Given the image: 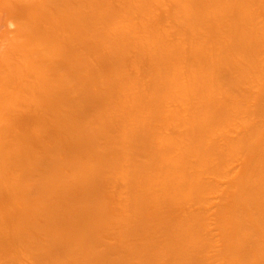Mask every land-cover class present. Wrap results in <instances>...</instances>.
<instances>
[{"label": "bare ground", "instance_id": "bare-ground-1", "mask_svg": "<svg viewBox=\"0 0 264 264\" xmlns=\"http://www.w3.org/2000/svg\"><path fill=\"white\" fill-rule=\"evenodd\" d=\"M22 1L25 3L24 0ZM22 1L15 0L12 3L11 0L10 2L7 0L3 4L8 3V13L12 9V12L7 14V18L14 20L16 17L15 21L18 23L20 20L19 24L21 22L20 28L16 29L17 34L14 33L17 37L14 35L10 37L8 32L1 31L2 37L5 36L3 42L0 36V44L3 45L6 39L8 41L6 47L1 48L0 45V50L2 49L0 72L3 74L0 73V199L7 198H5L6 201L5 199L0 201V264H22L29 258H31L30 261L32 260L31 264H224V261H226L225 264H264V93L262 94V88L264 90L262 78L264 76V55L262 57L264 23L261 21L264 17L260 18L261 27L260 24H256L259 23L256 22L259 15H264V0H168V3H166L167 0H163L168 5V10L167 5L162 4L160 0H116L118 4L116 1L113 3L114 0H41L42 3L40 0L36 3L37 0H35L38 6L36 4L34 6L32 0V7L41 9L35 12L29 5L31 0H28L25 5L28 9L30 7V10H27L29 13L28 16L26 15V21L25 17L21 19L24 13H21V16L18 15V12L25 8L23 4L24 7L22 6L19 10ZM84 3L86 6V3L89 4L87 10ZM46 4L50 7H46ZM113 4L116 7L113 8ZM160 4L162 6L159 8ZM6 7L3 6L2 9ZM88 8L91 10L89 11ZM162 8L163 11H159ZM2 9L1 11L5 10ZM54 10H57L55 13L58 16L61 15L59 18L54 15ZM164 11H167V14ZM22 12L27 14L25 9ZM163 14L164 22L161 17ZM41 15L44 18L38 19ZM136 15L139 16V21ZM166 15L172 18L169 20ZM159 16L161 18H158ZM125 18L128 22L129 19L131 21L128 23ZM174 19L176 29L172 26ZM114 20L118 23L122 21L121 24L126 27L125 29H128L126 24H133L136 28L133 25L130 28L129 25L130 30L125 31L119 24L117 31L118 24L115 25ZM168 20L170 21L166 25L168 31L172 26L176 34L173 29V32L171 30L167 33L168 31H164L166 28L160 26V24L165 26L163 23ZM124 21L127 23L125 24ZM158 21L159 24H154ZM1 22L0 20V24ZM4 22L1 25H4ZM24 23H30L26 25V28L30 26L28 29L30 36H27L26 28H23ZM110 26L112 28L114 26L113 33ZM65 27L70 29L69 33ZM63 28L64 31L59 33ZM131 30L136 33L133 34ZM64 32L66 37H73L69 39L71 43L74 40L73 45L69 43L66 45L68 38L63 35ZM126 32L129 35H126ZM170 32L174 37L171 35V40L166 36L170 35ZM177 35L183 37L180 38ZM20 36L23 37L22 40ZM186 36L189 37L187 38L188 41L190 39V44L188 41H183V39L187 40ZM85 37L91 40L85 43L84 40H87ZM176 37L180 39H178L179 43L178 41L177 44L174 43V46L172 38L175 42ZM18 38L21 41H17ZM30 38L32 40L29 41ZM82 40L83 47L84 44L91 45V42H95L93 46L91 45L95 51L88 47V51H93L89 53L95 56L94 60L96 59L95 63L92 61L93 68L87 57L81 55V51L79 52L81 47H77ZM169 40L173 46L169 45ZM15 41L16 46H14ZM19 42L21 46L17 47ZM96 42L98 46L102 45L104 50L100 46L99 49ZM125 42L128 46H125ZM183 42L187 43L185 47ZM37 45H43L47 50L44 51V47L40 46L43 52L40 47L39 50H41L38 52ZM191 45L192 48L188 49ZM14 47L17 52L15 56H19V59L14 58ZM106 47L108 49L111 47L113 57L110 56V50L105 51ZM130 47L135 49L131 50ZM136 49L138 54L137 51H133ZM187 50L190 52L187 53ZM102 51H105V54ZM123 51H126V54ZM21 52L23 55H29V59L28 55H26L27 58L25 57L27 63ZM6 53L9 56L12 53L13 59ZM32 53L37 61L36 66H32L28 61L31 58L35 62ZM142 56L146 57H143L144 60L141 61L139 57ZM256 57L259 61H256ZM101 58L103 60L105 58V61L103 62ZM137 59L141 62L136 63ZM61 61L64 62L61 63ZM99 61L100 63H97ZM145 61H148L147 64ZM230 61L233 62L232 65ZM134 65L136 68L137 65L140 67L137 70L142 68V72L135 74L137 70L133 67ZM153 65L154 67L150 68ZM102 66L104 70L106 68L104 74ZM143 67H149L151 70L149 71V68L144 70ZM95 68L93 77L90 78V72H88L89 79L82 78L80 75L83 71L95 70ZM132 68L135 69H133L134 72L131 71ZM123 69L127 70L124 74L127 76L123 75L125 73ZM49 72L53 74L47 81H51L52 84L45 82ZM144 73H147L148 78ZM143 75L147 80L144 83ZM7 76L8 78L4 79ZM56 76L60 78L57 79ZM53 77L55 83L52 82ZM72 77H77L76 82H71ZM14 78L17 79V81L14 80L15 83ZM27 78L30 80L28 81ZM43 81L47 87L43 86ZM81 83L84 86H79ZM96 84H99L101 91L94 89L93 85ZM87 86V93L85 91L81 94L79 91H84L83 88ZM76 87L80 93L79 96L81 95L78 98H76L78 95ZM226 87L234 88L233 93H224L227 91ZM23 91H25L24 94ZM69 93L75 94L71 96ZM221 93L224 94L221 95ZM50 96L54 98L49 99ZM252 96L255 101L251 100ZM260 97H263V102ZM245 99L248 103L253 102L254 105L251 106L253 103H249L250 106L245 104ZM174 100H177L176 105L178 104L179 108L173 105ZM83 103H86V109ZM168 103H172L169 105L172 107L169 108ZM70 104L71 106L73 104L71 109L68 108ZM180 104L186 107H180ZM49 105L54 109H49ZM19 106L25 107V111H19L17 109ZM44 108L45 114L42 110ZM171 108L177 109L171 110ZM36 111L43 114L36 115ZM60 114H62L61 117L64 115L65 119L63 117L61 120ZM88 114L94 117L90 119L87 117ZM57 117L60 118L55 122L58 126H53L55 129H48L46 125L48 123L44 122L56 120ZM253 117H257L259 121L249 120ZM81 118L84 121H81ZM130 120L135 122L131 124ZM237 120L241 121L239 125L236 124L237 127L242 124L245 126L249 121L258 122V125L253 126L255 122L248 124V127L242 125L238 129L243 132L239 137L240 132L237 133V128L229 130L230 127L227 125L232 123L234 127ZM18 122H21L19 126ZM22 122L28 123L32 132ZM178 122L186 123L187 130L185 124L180 127ZM59 123L60 126L62 124L61 129ZM134 123L138 124L137 127ZM174 124L182 131L185 127V134L181 130H176ZM226 125L229 132L224 131ZM42 126H46V129L44 127L42 129ZM242 128L247 131L244 132ZM59 129L62 130V134L65 130V136L60 133L61 131L57 132ZM168 130L173 131L166 135ZM49 131L51 133L53 131L52 135ZM230 132L236 133L238 137H235L234 133L232 136ZM218 133L217 138L215 135ZM55 134L62 135L61 138L63 136L64 138L58 141V136L56 137ZM43 135L49 137L51 141L56 137L54 143L52 142L53 146L51 141L50 145L46 144ZM74 135L78 141H75ZM64 139V142H60ZM40 142L43 146L45 144V147H49H46L47 151H50L51 147V151L44 153L45 147H41ZM78 142L82 143L79 144V149L75 148ZM27 144H30V147ZM100 146L105 147L101 149ZM64 147L67 148L65 151H69L66 155L63 151ZM39 148L44 151L41 150L42 154L44 153L43 157H39L42 156ZM75 150L79 152V157L75 156L78 154ZM59 154L61 156L63 154V157L58 156ZM135 154L139 155L136 157ZM64 155L67 158L65 160ZM175 155L178 158L175 159ZM236 163H240L241 166L238 164L240 168L236 167ZM233 169H237L236 172ZM67 170L69 171L67 173H70L69 178L64 173ZM47 172L51 174L50 177L45 174ZM121 182L131 193L123 190L131 195L130 199L127 197L129 199L127 201L121 198L119 200L120 196H124V192L120 191L123 194L118 196L116 191L117 199L113 194L114 190H118L119 186L116 189V185ZM123 184H120L121 187ZM105 186L106 188L113 186L114 190L112 187L110 190L106 189ZM121 187L119 190L124 189ZM102 188H104L103 191ZM108 190L113 192L107 195ZM113 196L115 201L118 200L117 202L114 201ZM3 202L8 203L7 206H4ZM18 202L22 204L25 202L23 206L25 208L14 210L15 207L18 208L20 204ZM16 203H18L17 206ZM43 204L47 205V208L41 207ZM211 204L215 207L213 211L210 210ZM75 205L77 206L75 209L80 208V210H74ZM10 206L14 207L11 208L12 211ZM204 209H208L207 213ZM76 214L79 217L75 216ZM210 215L215 220H212L214 224H211L213 222L209 219ZM82 216L83 219H81ZM6 217L7 220L10 219L9 223H6ZM89 224L92 227H101L91 230ZM84 225L90 226L89 231ZM80 226L85 228L82 229ZM211 228L217 229L218 232L211 230L210 233L208 229ZM81 230L84 231L81 232ZM105 231L110 236L104 235ZM214 232L217 235L220 234L218 236L221 238L218 237V241L219 243V239L223 241L221 246L218 242L216 243L217 238L214 239L216 234H212ZM96 233L103 235L102 242L101 237H98L101 235ZM112 234L115 235V242L117 241L118 245L106 240ZM104 236L108 244L103 243ZM134 238H137L138 243ZM132 243H135V246ZM121 250L126 252L125 257L122 254L123 257L115 255L116 252L121 253ZM3 253H5L4 256L8 255L9 259L6 256V260ZM222 258L224 261L220 260Z\"/></svg>", "mask_w": 264, "mask_h": 264}, {"label": "rangeland", "instance_id": "rangeland-1", "mask_svg": "<svg viewBox=\"0 0 264 264\" xmlns=\"http://www.w3.org/2000/svg\"><path fill=\"white\" fill-rule=\"evenodd\" d=\"M13 1L15 2V0H11L12 3H13ZM20 1H22V0H20ZM24 1H25V3H26L28 0H24ZM38 1H39V0H37L36 3H37ZM40 1H41V0H40ZM115 1H116V0H114V1H112V2L114 3ZM121 1H122V0H121ZM160 1H162V2H161L162 4H165V2H164L165 0H164V1H163V0H160ZM1 2H3V3L0 4V6H1L0 11H1V9H2L3 6L6 7V5L8 4V3H6V5H3L5 2H7V0H3V1L1 0ZM1 2H0V3H1ZM9 2H10V0H9ZM31 2H32V0H31L30 3H29V5H30L31 7H32L34 4H36V3H35V0H33V2H34L33 5L31 4ZM44 2H45V1H44ZM16 3H17V2H16ZM25 3H23V1H22L21 5H19L20 8H19V6H18V3H17L16 5L18 6L19 10H21V9H22L21 7H22L23 4H24L25 8H23L22 11H24V9H25V11H26L27 14H25V12H22V11H21V12H20V11L18 12V11H16L17 9L15 10V12H18V15H19V16L22 15L21 13H24L23 16H21V19L23 20L24 17H25V21H26V15L28 16V13H29L27 10H30V7H29V9H28V7H26ZM41 3H42V1H41ZM41 3H40V4H41ZM49 3H50V2H49ZM110 3H111V2H110ZM166 3H168V0L166 1ZM169 3H170V2H169ZM14 4H15V3H14ZM27 4H28V3H27ZM38 4H39V3H38ZM86 4H87V6L85 5V3H84V6H86V10H87V7H88L89 4H88V3H86ZM108 4H109V3H108ZM108 4H107V5H108ZM116 4H118L117 1H116ZM162 4L159 5V8H160V6H162ZM11 5H12V4H10V7L12 8ZM16 5H15V6H16ZM29 5H28V6H29ZM36 5H37V4H36ZM36 5H34V6H36ZM90 5L92 6V4H90ZM113 5H114V4H113ZM155 5H156V3H155ZM165 5H167V4H165ZM170 5H171V4H170ZM7 6H8V8L6 7V9L3 8V9H5V10H3V9H2V10H3V11H7V10L9 9V5H7ZM17 6H16V8H17ZM24 6H23V7H24ZM37 6H38V5H37ZM91 6H89V7H91ZM46 7H50V5H47V4H46ZM46 7H44V8H46ZM114 7H116V6L114 5L113 8H114ZM154 7H155V6H154ZM156 7L158 8V4H157ZM163 7H164V5H163ZM255 7H256V5H255ZM13 8H14V6H13ZM26 8H27V9H26ZM32 8H33L34 10H33ZM32 8H31V9H32L34 12H35L36 10H37V11L41 10V9L38 10L36 7H35V8L32 7ZM39 8H40V7H39ZM62 8H63V7H62ZM62 8H61V9H62ZM103 8H104V7H103ZM157 8H155V9H157ZM168 8H169V7H168V5H167V10H168ZM256 8H258V6H257ZM56 9H57V8H56ZM73 9H74V7H73ZM73 9H72V10H73ZM84 9H85V8H84ZM92 9H94L93 6H92ZM106 9H107V8H106ZM171 9H172V8H170V10H171ZM32 10H31V12H32ZM42 10H43V9H42ZM58 10H59V9H58ZM66 10H67V6H66ZM68 10H69V9H68ZM88 10L90 11L91 9L88 8ZM160 10L163 11V8H162V9H159V11H160ZM170 10H169V11H170ZM3 11L0 12V15H1L0 20H1L2 22H4V20H5L4 25H1V24H3L2 22H1V24H0V36H1V38H2V39L5 38V36L2 37V35H3L2 32H5V31L9 33V36H10V37H11V35H14L15 37H17L15 34H17L18 31L16 32V29H17V28L19 27V25L21 24V22H20V24H19V21H20V20H18V23H17V21H15V20H16V17H14V20L11 19V18H9V19L7 18V17H8L7 14H10V12H12V9H11V11H10L9 13H8V11H7V13H6V12L3 13ZM44 11H45V10H44ZM56 11H57V10H56ZM56 11L54 10V15H57V18H59L61 15L58 16V14L55 13ZM63 11H64V9H63ZM70 11H71V9H70ZM82 11H83V9H82ZM89 11H88V12H89ZM154 11H155V10H154ZM156 11H157V10H156ZM58 12H61V11H58ZM66 12H67V11H66ZM100 12H101V10H100ZM152 12H153V11H152ZM152 12H151V13H152ZM164 12L167 14V11H164ZM19 13H20V14H19ZM44 13H45V12H44ZM72 13H73V12H72ZM72 13H71V15H72ZM155 13H156V12H155ZM157 13H158V12H157ZM42 14H43V13H42ZM51 14H52V17H53V13H51ZM59 14H60V13H59ZM61 14H63V12H62ZM64 14H66V13H64ZM160 14H161V13H160ZM6 15H7V16H6ZM49 15H50V13H49ZM73 15H74V13H73ZM151 15H152V14H151ZM171 15H172V14H171ZM19 16H18V18H19ZM119 16H120V15H119ZM119 16H118V17H119ZM136 16H138V15H136ZM153 16H154V15H153ZM153 16H150V17H153ZM163 16H164V14L161 15L162 19H163ZM166 16H167V15H166ZM168 16H169V15H168ZM168 16H167V17H168ZM10 17H11V16H10ZM41 17L44 18V16L41 15L38 19H41ZM69 17H70V14H69ZM121 17H123L122 14H121ZM155 17H156V15H155ZM161 17L159 16L158 18H161ZM164 17H165V16H164ZM261 17H264V15H259V19L257 18L258 21H256V22H259V23H256V22H255V23L258 24V25L260 24V27H261V23H260V18H261ZM43 18H42V19H43ZM54 18H55V17H54ZM135 18H136V17H135ZM140 18H141V17H140ZM148 18H149V16H148ZM153 18H154V17H153ZM158 18H157V20H158ZM168 18H169V17H168ZM170 18H172V17L170 16ZM170 18H169V20H170ZM3 19H4V20H3ZM122 19H123V18H122ZM122 19H121V20H122ZM125 19H126V18H125ZM132 19H133V18H132ZM136 19H137V18H136ZM141 19H142V18H141ZM154 19H156V18H154ZM162 19H161V20H162ZM166 19H167V18H165V20H166ZM261 19H263V20H261V21H263L262 23H264V18H261ZM27 20H28V18H27ZM29 20H31L30 17H29ZM116 20H117V17H116ZM116 20H114V22H115ZM118 20H119V22H120V19H118ZM126 20H127V19H126ZM139 20H140V19H139V16H138V21H139ZM148 20H150V18H149ZM148 20H147V21H148ZM157 20H155V21H157ZM169 20H168V22L166 21L165 23H163V22H164V19H163V22H162V23H163L165 26H162V25L160 24L161 27H163V28L165 27V28H166V29L164 30V31H166V32L168 31L166 25H167L168 23H170ZM172 20H173V19H172ZM130 21H131V20L129 19V22H130ZM134 21H135V19L133 20V24L135 23ZM175 21H176V20L174 19V22H173V23L171 22V23H172V26L176 29V27H175L176 25H174V24H175ZM28 22H29V21H28ZM28 22H27V23H28ZM127 22H128V20H127ZM127 22L124 21L125 24H126ZM129 22H128V23H129ZM121 23H122V21H121ZM121 23H118V21L115 22V25L118 24V28L115 26V27H116V30L119 29V26H120L119 24H121ZM137 23H138V22H136V24H137ZM155 23H156V24H157V23L159 24V21H158V22H154V24H155ZM160 23H161V22H160ZM29 24H30V23H29ZM29 24L24 23L25 26H23V24H22L21 27L23 26V28H24V27L26 28V27H27L26 25H29ZM133 24H131V25H133ZM138 24H140V23H138ZM112 25H113V23H112ZM126 25H128V29H125L126 27L124 26V27H125V28H124V27H123V24H121L122 29L124 28L125 31H126V30L129 31L130 28H131V25H130V24H126ZM129 25H130V28H129ZM133 26L135 27V25H133ZM160 26H159V27H160ZM168 26H171V25H168ZM172 26H171V30L173 29ZM49 27H50V26H49ZM67 27H68V26H67ZM67 27H65L66 30H68V28H69V27H68V28H67ZM110 27H111V29H112V33H113V31H115V30H114V26H113V28H112V26H110ZM161 27H160V28H161ZM6 28H7V30H4V29H6ZM19 28H20V27H19ZM25 28H24V29H25ZM29 28H30V26H29L28 28H26V30H27V36L29 35V34H28V29H29ZM51 28H52V26H51ZM132 28H133V27H132ZM135 28H136V27H135ZM163 28H162V30H163ZM168 28H169V27H168ZM24 29H23V30H24ZM175 29H173V30H174V33L176 32ZM17 30H18V29H17ZM26 30H25V32H26ZM51 30H52V29H51ZM69 30H70V29H69ZM69 30L67 31V33L70 32ZM171 30L169 29V31H171ZM173 30H172V32H173ZM1 31H2V32H1ZM9 31H11V32H9ZM20 31H21V30H20ZM43 31H45V29H43ZM62 31H64V28H63V30L59 31V33L62 32ZM117 31H118V30H117ZM120 31L123 32V30H121V29H120ZM135 31H136V29H135ZM135 31L131 30V32H134L133 34L136 33ZM169 31H168L167 33H169ZM25 32H24V34H26ZM50 32H51V31L49 30V34H51L52 32H54V30H52L51 33H50ZM172 32H170V33H171L170 35L166 33V34H167V35H166V36H167V39H168V38L170 39V36H171V35H172L171 37H173ZM1 33H2V35H1ZM14 33H15V34H14ZM44 33H45V32H44ZM110 33H111V32H110ZM114 33H115V32H114ZM128 33H129V32H128ZM5 34H6V33H5ZM45 34H47V33H45ZM61 34H62V33H61ZM115 34H116V33H115ZM175 34H176V33H175ZM63 35H65V32L63 33ZM85 35H86V34H85ZM116 35H118V34H116ZM123 35H125V34L123 33ZM126 35H129V34H127V32H126ZM126 35H125V36H126ZM130 35H131V33H130ZM168 35H169V37H168ZM7 36H8V34H7ZM22 36H23V34H22ZM24 36H25V35H24ZM29 36H30V35H29ZM37 36H38V35H37ZM44 36H45V35H44ZM177 36H178V35H177ZM179 36H180V35H179ZM179 36H178V37H179ZM181 36H182V35H181ZM181 36H180V38H181ZM10 37H9V38H10ZM18 37H19V36H18ZM38 37H39V36H38ZM45 37H46V36H45ZM63 37H64V36H63ZM65 37H66V35H65ZM71 37H72V36H70V37H69V36L66 37V38H68L67 41L64 39V41H66V45H67V43L73 45V41H74V40L72 41V43L69 42V39H70ZM82 37H83V35H82ZM98 37H99V36H97V38H98ZM100 37H101V36H100ZM182 37H183V36H182ZM187 37H188V36H186V39H187V40L183 39L184 42H185V41H186V42L188 41V38H189V37H188V38H187ZM22 38H23V37L20 36V39H21V40H22ZM25 38H26V37H25ZM27 38H28V37H27ZM72 38H73V37H72ZM173 38H174V37H173ZM173 38H172L173 44H174V43L177 44V41H178V39H180V38H177V37H176L177 40H176L175 42H174V39H173ZM184 38H185V37H184ZM259 38H261V36H259ZM11 39H12V38H11ZM20 39L18 38L17 41L20 40ZM81 39H82V38H81ZM85 39H87V38L85 37ZM99 39H100V38H99ZM12 40H13V39H12ZM21 40H20V41H21ZM30 40H32V39L30 38L29 41H30ZM89 40H91V39L88 38L87 40H84V41H85V43H86V42L89 41ZM101 40H102V38H101ZM170 40H171V39H170ZM170 40H169V41H170ZM181 40H182V39H181ZM0 41H1V39H0ZM24 41H25V43L27 42L26 40H23V42H24ZM84 41L82 40V42H81L77 47H78V48H79V46L81 47L80 50H79V52L81 51V55L83 54V55H85V56L87 57V59H88V61H89V63H90L91 68H93L92 61H94V63H95V60H96V59L94 60V57H95V56L93 57L92 54L89 53V52H93V51H95V50H93L92 47H91V45H92V44L94 45L95 42L92 40L93 43L90 41V42H91V45H90V43H89V45H88V44H87V45L84 44V47H83V42H84ZM95 41H96V40H95ZM169 41H168V42H169ZM189 41H190V39H189ZM189 41H188V43H189ZM3 42H4V39H3ZM43 42H44V41H43ZM48 42H49V41H48ZM50 42H51V41H50ZM50 42H49V43H50ZM62 42H63V40H62ZM184 42H183V45H184V47H185L187 43L184 44ZM9 43H10V41H9ZM29 43H30V42H29ZM34 43H35V42H34ZM87 43H88V42H87ZM98 43H99V42H98ZM171 43H172V42L170 41V44H169L170 46L172 45ZM178 43H179V41H178ZM190 43H191V41H190ZM190 43H189V44H190ZM7 44H8V41H7V39H6V40H5V43H3V45L0 44V45H1V48H2V47H3V48L6 47ZM15 44H16V41H15V43H14V46H16ZM60 44H61V43H60ZM64 44H65V42H64ZM125 44H126V42H125ZM19 45L21 46V43H20V42H19V44L17 45V47H18ZM31 45L33 46L32 43H30V46H31ZM47 45H49V44H47ZM85 45H86L87 47H86ZM93 45H92V46H93ZM96 45H97V42H96ZM10 46H11V44H10ZM40 46L42 47L43 45H40ZM40 46L37 45V48H36V49L39 50V47H40ZM69 46H70V45H69ZM89 46L91 47L90 50H93V51H88V50H89V49H88ZM97 46H98V45H97ZM99 46L101 47L102 45H99ZM99 46H98V48H99ZM125 46H128V44H126ZM130 46H131V45H130ZM172 46H173V45H172ZM174 46H175V44H174ZM187 46H188V45H187ZM8 47H9V45H8ZM12 47H13V45H12ZM41 47H40V48H41ZM43 47H44V46H43ZM64 47H65V46H64ZM64 47H63V48H64ZM66 47H68V46H66ZM66 47H65V48H66ZM85 47H86V48H85ZM104 47H105V46H104ZM131 47H134V46H131ZM131 47H130V49H131ZM135 47H137V46H135ZM21 48H22V47H21ZM21 48H20V51H21ZM26 48H27V47H26ZM29 48H30V47H29ZM33 48H34V46H33ZM69 48H70V47H69ZM98 48H96V50H98ZM106 48H107V47H106ZM110 48H111V47H110ZM110 48H109V49L107 48L105 51L110 50L111 55H110V54H109V55L113 57V55H112L113 52L111 51ZM189 48H192V45L189 46L188 49H189ZM18 49H19V48H18ZM41 49H42V52H43V48H41ZM41 49H40V50H41ZM45 49H46V47H44V51L47 50V49H46V50H45ZM81 49H82V50H81ZM94 49H95V46H94ZM99 49H100V48H99ZM101 49L104 50L103 47H101ZM123 49H124V46H123ZM132 49H135V48H132ZM132 49H131V50H132ZM138 49H139V48H138ZM138 49L133 50V51H135V52L137 51L136 53L138 54ZM1 50H2V49H1ZM1 50H0V51H1ZM28 50H29V49H27V53H29ZM40 50H39L38 52H40ZM62 50H64V49H62ZM65 50H66V49H65ZM68 50H69V49H68ZM125 50H128V49L125 48ZM131 50H130V51H131ZM185 50H186V48H185ZM3 51L5 52L4 49H3ZM6 51H7V53L9 54L8 50H6ZM23 51H24V49H23ZM105 51H102V52L105 54ZM133 51H131V53H133ZM219 51H221V50H219ZM219 51H218V52H219ZM14 52H15V47H14ZM30 52H31V50H30ZM123 52H124V51H123ZM125 52H126V51H125ZM125 52H124V53H125ZM188 52H190V51L187 50V53H188ZM7 53H6V55H8ZM16 53H17V52H15L13 55L15 56ZM21 53H22V52H21ZM24 53H25V52H24ZM76 53H78V51H76ZM94 53L96 54L97 52H94ZM98 53H99V52H98ZM108 53H109V51H108ZM108 53H107V54H108ZM220 53H221V52H220ZM220 53H219V54H220ZM262 53H263V52H261V54H262ZM1 54H2V53H1ZM18 54H19V52H18ZM90 54H91V55H90ZM95 54H93V55H95ZM101 54H102V53H101ZM125 54H126V53H125ZM128 54H129V53H128ZM11 55H12V53H11ZM11 55H10V56L8 55V57H11V58L13 59V56H11ZM22 55H23V53H22ZM26 55H28V54L23 55L24 58L26 57ZM32 55H33V53H32ZM35 55H36V54H35ZM63 55H64V54H63ZM63 55H62V56H63ZM66 55H67V54H66ZM78 55H80V54L78 53ZM98 55H99V54H98ZM129 55L131 56V54H129ZM132 55H133V54H132ZM263 55H264V53L262 54V57H263ZM4 56H5V54H4ZM30 56H31V54H30ZM8 57H7V59H8ZM16 57H17V55H16L14 58H16ZM37 57H38V56H37ZM72 57H73V56H72ZM90 57H92V58H90ZM96 57H97V55H96ZM99 57H100V55L98 56V58H99ZM102 57H103V56H102ZM105 57H106V56H105ZM112 57H111V60H113ZM126 57H127V56H126ZM135 57H136V55H135ZM143 57H144V56L141 57L142 59L139 57V59L142 61V60H144ZM145 57H146V56H145ZM145 57H144V58H145ZM147 57H148V56H147ZM258 57H259V56H258ZM258 57L255 58L256 61H259V60H258ZM262 57H261V58H262ZM20 58H21V55H20ZM24 58H23V60H24ZM26 58H27V57H26ZM26 58H25V62H26ZM33 58H35L34 55H33ZM63 58H65V57H63ZM98 58H97V59H98ZM106 58H107V57H106ZM129 58H130V57H129ZM131 58H133V56H131ZM137 58H138V56H137ZM150 58H151V57H150ZM150 58H149V59H150ZM261 58H259V59L261 60ZM0 59H1V58H0ZM2 59H3V57H2ZM17 59H19V56L17 57ZM28 59H29V55H28ZM61 59H62V58H61ZM92 59H93V60H92ZM109 59H110V58H109ZM127 59H128V58H127ZM139 59H137V61H135V62H136V63H137V62L140 63L141 61H138ZM73 60H74V59H73ZM101 60L104 62V61H105V58H104V60H103V58H101ZM129 60H130V59H129ZM135 60H136V59H135ZM147 60H148V59H147ZM4 61H5V60H3V62H4ZM6 61L8 62V60H6ZM18 61H19V60H18ZM28 61H30V63H31L32 66H34V65L36 66V63H37L36 58H35V62L32 61L31 58H30V60H28ZM108 61H109V60H108ZM151 61H152V58H151L150 61H149L150 64L152 63ZM7 62H5V64H7ZM10 62H11V59H10ZM10 62H9V63H10ZM13 62H14V61H13ZM20 62H21V60H20ZM63 62H64V61H61V63H63ZM103 62H102V63H103ZM111 62L113 63V61H111ZM126 62H127V61H126ZM135 62H134V64H136ZM147 62H148V61H147ZM147 62L145 61L146 64H147ZM230 62H231V61H230ZM261 62H263V61H261ZM21 63H23V65H25V63H24L23 61H22ZM26 63H27V62H26ZM28 63H29V62H28ZM97 63H100V61L97 62ZM102 63H101V65H103ZM124 63H125V62H124ZM129 63H130V62H129ZM131 63H132V62H131ZM232 63H233V62H231V65H232ZM107 64H108V63H107ZM142 64H143V62H142ZM23 65H22V67H23ZM31 65H30V66H31ZM96 65H97V64H96ZM108 65L110 66V64H108ZM108 65H107V67H108ZM132 65H133V63H132ZM132 65H131V66H132ZM180 65H181V64H180ZM180 65H179V66H180ZM227 65H229V64L227 63ZM0 66L2 67V65H0ZM8 66H9V65H8ZM10 66H11V64H10ZM10 66H9V67H10ZM98 66H99V65H98ZM98 66H97V67H98ZM126 66H127V65H126ZM128 66H129V68H130V65H128ZM135 66H136V65H134L133 67H135ZM145 66H146V65H145ZM148 66H149V64H148ZM12 67H13V66H12ZM14 67H16V66L14 65ZM20 67H21V65H20ZM102 67H103V66H102ZM104 67H106L105 63H104ZM104 67H103V71H104L103 74H104L105 71H106V68H105V70H104ZM124 67H125V66H124ZM151 67H154V65H153V66H150V68H151ZM180 67H181V66H180ZM180 67H179V68H180ZM182 67H184V66H182ZM229 67H230V65H229ZM229 67H228V68H229ZM5 68H6V67H4V69H5ZM7 68H8V67H7ZM17 68H18V66H17ZM98 68L101 70L100 67H98ZM125 68H126V67H125ZM125 68H124V69H125ZM127 68H128V67H127ZM135 68H136V67H135ZM137 68H140V67H138V65H137ZM137 68H136V70H137ZM146 68H147V67H146ZM146 68L143 67L144 70H145ZM148 68H149V67H148ZM148 68H147V70H148ZM150 68H149V71L151 70ZM12 69H13V68H12ZM12 69H11V71H13ZM99 69H98V70H99ZM107 69H108V68H107ZM124 69H123V70H124ZM133 69H134V68H132L131 71H133ZM141 69H142V68H141ZM141 69H139V70H137V71H135V72L133 71V72H134L135 74H136L137 72H139V71L142 72ZM183 69L185 70V67H184ZM183 69H182V70H183ZM134 70H135V69H134ZM9 71H10V70H9ZM95 71H96V68H95V70L90 69L89 71H83L80 75L82 76V78L84 77V78H86V79H89V74H88V72H90V78H91V76L95 73ZM126 71H127V70H124L125 73H123V75L126 74ZM3 72L5 73V71H3ZM100 72H101V71H100ZM121 72H123V71H121ZM129 72H130V71H129ZM129 72H127V74H128ZM133 72H132V75H133ZM0 73H1V72H0ZM9 73H10V72H9ZM55 73H56V71H55ZM1 74H2V73H1ZM7 74H8V69H7ZM12 74H13V72H12ZM52 74H53V73H52ZM52 74L49 72V74L46 76L45 82L47 81V79H49L50 75H52ZM58 74H59V73H58ZM137 74H138V73H137ZM142 74H143V73H142ZM146 74H147V73H144L145 76H146ZM2 75H3V74H2ZM5 75H6V74H5ZM8 75H9V74H8ZM14 75H16V74L14 73ZM105 75H106V74H105ZM107 75H108V74H107ZM144 75L142 76V77H143V78H142L143 83L147 81L146 78H144ZM237 75H238V74H237ZM120 76H121V74H120ZM124 76H127V75H124ZM128 76L131 77L130 75H128ZM137 76H138V75H137ZM233 76H234V75H233ZM238 76H240V75H238ZM238 76H237V77H238ZM12 77H13V76H12ZM27 77H28V75H27ZM92 77H93V76H92ZM140 77H141V76H140ZM140 77H139V79H140ZM146 77L148 78V76H146ZM1 78H2V76H1ZM5 78H8V76H7V77H4V79H5ZM15 78H16V77H15ZM15 78L13 79V81H14V80L17 81V79H15ZM28 78H29V77H28ZM28 78H27V80L29 81L30 79H28ZM30 78L33 79L32 75H30ZM56 78H57V76H56ZM58 78H60V76H58ZM58 78H57V79H58ZM135 78L138 79V77H135ZM238 78H239V77H238ZM262 78H263V80H264V76H263ZM9 79H10V76H9ZM51 79H52V82L55 83V82L53 81L54 77L51 78ZM57 79H56V80H57ZM144 79H145V81H144ZM233 79H235V78H233ZM6 80H7V79H6ZM11 80H12V78H11ZM27 80H26V81H27ZM71 80H72L71 82H73V81L76 82L77 77H72ZM13 81H12V82H13ZM15 81H14V83H15ZM22 81H23V80H22ZM31 81H32V80H31ZM1 82H2V81H1ZM10 82H11V81H10ZM12 82H11V83H12ZM56 82H57V81H56ZM17 83H18V82H17ZM24 83H25V81H24ZM26 83H27V82H26ZM47 83L52 84L51 81H47ZM73 83H74V82H73ZM68 84H69V83H68ZM44 85H46V84H45L44 81H43V86H44ZM75 85H76V83H75ZM82 85L84 86V84H82V83H81L79 86H82ZM98 85H99V84L93 85V87H94V89H95L96 91H97V89H99V86H98ZM100 85H102V87H103V84H102V83H101ZM41 86H42V84H41ZM68 86L71 87L70 84H69ZM79 86H78V88H79ZM144 86H146V85L144 84ZM44 87H45V86H44ZM46 87H47V85H46ZM93 87H92V88H93ZM74 88H75V87H74ZM74 88H73V90H74ZM81 88H83V87H81ZM90 88H91V87H90ZM226 88H227V87H226ZM261 88H262V87H261ZM261 88H259V89L261 90ZM79 89H80V88H79ZM83 89H84V91L81 90V91H79V92H81V94H84L85 91H86V93H87L88 86H87V87H84ZM102 89H103V88H102ZM230 89H231L230 87H229V89L227 88L226 90H227L228 92L225 91L224 93H226V94H229V92H230V93H233L232 90H234V88L231 89L232 92L230 91ZM259 89H257V90H259ZM68 90H69V87H68ZM73 90H72V92H74ZM77 90H78V89H77V87H76V91H77ZM249 90H250V89H249ZM99 91H101V89H99L98 92H99ZM255 91H256V90H255ZM262 91H263V92H262ZM262 91H261V92H262V94H263V93H264L263 88H262ZM24 92H25V91H23V94H24ZM52 92H53V91H52ZM83 92H84V93H83ZM252 92H253V90H252ZM261 92H260V93H261ZM45 93H46V92H45ZM77 93H78V91H77ZM224 93H223V94H224ZM257 93H258V91H257ZM257 93H255V94L257 95ZM26 94H27V92H26ZM50 94H51V92H50ZM69 94L71 95V94H73V93H69ZM74 94H75V93H74ZM74 94H73V95H74ZM79 94H80V93H78V95H77L76 98H78V97L81 96V95L79 96ZM218 94H219V93H218ZM223 94L221 93V95H223ZM262 94H260V96H261ZM20 95L22 96L21 92H20ZM52 95H53V94H52ZM70 95H69V96H70ZM251 95H252V93L249 95L250 98H251ZM253 95H254V93H253ZM36 96H37V95H36ZM40 96H41V94H40ZM71 96H72V95H71ZM225 96H226V95H225ZM247 96H248V94H247ZM18 97H19V100H20L21 98H20L19 94H18ZM42 97H43V96H42ZM244 97H245V96H244ZM263 97H264V94H263ZM263 97H260L262 102H263V100H262ZM40 98H41V97H40ZM45 98H46V97H44V99H45ZM52 98H54V96H53V97L50 96L49 99H52ZM68 98H69V97H68ZM247 98H248V97H246V99H247ZM254 98H255V96H254ZM260 98H259V99H260ZM38 99H39V96H38ZM74 99H75V98H74ZM112 99H113V98H112ZM112 99H111V100H112ZM246 99H245V101H244V102H246L245 104H248V105H249V103H250V104L253 103V102H249V103H248V102L246 101ZM70 100H71V99H69V101H70ZM72 100H73V99H72ZM113 100H114V99H113ZM247 100H248V99H247ZM251 100H254V99H253V96H252V99H251ZM257 100H258V96H257V98H256V102H257ZM174 101H175V104H174ZM174 101H172V102H173V105H175L176 107L179 108V106H177L178 104L176 105L177 100H174ZM254 101H255V100H254ZM261 101H258V102L260 103ZM18 102L20 103V101H18ZM70 102H71V101H70ZM109 102H110V101H109ZM112 102H113V101H112ZM112 102H111V103H112ZM114 102H115V101H114ZM170 102H171V101H170ZM180 102H181V101H180ZM262 102H261V103H262ZM52 103H54V102H52ZM177 103H178V102H177ZM22 104L24 105V103H22ZM49 104H50V103H49ZM68 104H69V103H68ZM171 104H172V103H171ZM171 104L168 103V106L171 105ZM181 104H182V103H181ZM181 104H180V107H186V106H183V105L181 106ZM51 105H52V104H51ZM51 105H49V109H50V108H51V109H54V108H52L53 105H52V106H51ZM54 105H55V103H54ZM83 105H85V109H86V103H85V104L83 103ZM252 105H254V103L251 104V106H252ZM69 106H70V107H69ZM249 106H250V105H249ZM17 107H18V106H17ZM20 107H21V106H19V108H17V109H18L19 111H21V112H24V111H25V107H22V108H20ZM57 107H58V106H57ZM66 107H67V106H66ZM71 107H73V104H72V106H71V104L68 105V108L71 109ZM110 107H111V106H110ZM170 107H172V106H169V108H170ZM244 107H245V106H244ZM45 108L47 109V107H45ZM45 108L42 109V110H44L43 113H44L45 110H46ZM167 108H168V107H167ZM246 108H247V106H246ZM55 109H56V107H55ZM72 109H73V108H72ZM173 109H177V108H173ZM173 109L171 108V110H173ZM65 110L68 111V109H65ZM114 110H115V109H114ZM168 110H169V109H168ZM37 111H39V109H38ZM37 111H36V112H37ZM40 111H41V109H40ZM51 111H52V110H51ZM54 111H55V110H54ZM112 111H113V110H112ZM36 112H35V113H36ZM49 112H50V111H49ZM110 112H111V110H110ZM39 113H40V114H43V113H41V112H39ZM39 113L37 112L36 115L39 114ZM66 113H67V112H66ZM114 113H115V112H114ZM114 113H112V114L114 115ZM116 113H117V112H116ZM185 113H187V111H186ZM44 114H45V113H44ZM50 114H51V113H50ZM57 114H58V113H57ZM83 114H85V113H83ZM110 114H111V113H110ZM46 115H47V114H46ZM55 115H56V114H55ZM61 115H62V114H60L59 117H61ZM113 115H110V116H113ZM116 115H117V114H116ZM47 116H51V115H47ZM56 116H58V115H56ZM56 116H55V117H56ZM53 117H54V115H53ZM59 117H57L56 120L53 119L54 124H53L52 119H51V121L44 122V123H48V124H46V125H47V128H48V129H52L53 126H54V127H55V126H58V124L55 125V122L58 121L57 119H58ZM63 117H64V115L61 117V120L63 119ZM81 117H83V116H81ZM84 117H86V116L84 115ZM87 117H90V119H92V117H94V115H92V114L89 115V114H88ZM115 117L117 118L118 115L115 116ZM115 117H114V118H115ZM79 118H80V115H79ZM79 118H78V120H79ZM44 119H45V117H44ZM49 119H50V118H49ZM59 119H60V118H59ZM64 119H65V117H64ZM86 119H87V118H86ZM255 119H256V120H255ZM31 120H32V119H31ZM87 120H88V119H87ZM249 120L259 121V120H257V117H253V119L250 118ZM28 121H29V120H28ZM64 121H65V120H64ZM81 121H84V119L82 120V118H81ZM237 121H238V120H237ZM237 121H235L234 127H232V123H228V124H227V125L230 127L229 130H231V128H233V130H234L235 127L237 128L236 130H238L239 127H242L243 124L237 127V125H239V123L241 122V121H238V122H237ZM255 121H254V122H255ZM133 122H135V121L133 120ZM133 122H132V120H130V123H131V124H132ZM174 122H175V120H174ZM249 122H250V121H249ZM249 122H248V123L246 122L247 124H246L245 126H244V125H243V126H244V127H246V126L248 127V124L250 125L253 121H251L250 123H249ZM254 122H253V124H254ZM20 123H21V122H18V123H17L18 126L20 125ZM22 123H23V125L28 126V129H29V125H28V123H27V124H26L25 122H22ZM24 123H25V124H24ZM31 123H32V121H31ZM61 123H62V121H61ZM178 123H179V122H178ZM255 123H256V124H254L253 126L256 127V126L258 125V124H257L258 122H255ZM17 124H16V125H17ZM29 124H30V123H29ZM134 124H135V127H137L138 124H137V125H136V123H134ZM134 124H133V125H134ZM179 124H180V127H182V126L185 124V126H186V130H187V127H188V126H187L186 123H179ZM182 124H183V125H182ZM229 124H231V125H229ZM236 124H237V125H236ZM0 125H1V123H0ZM23 125H22V127H23ZM43 125H45V124H43ZM174 125H176V124H174ZM181 125H182V126H181ZM227 125H226V127H224V128H225L224 131H226V130L228 129V128H227ZM25 126H24V127H25ZM33 126H34V124H33ZM33 126H31V128H32ZM61 126H62V124H61ZM61 126H60V123H59V127H60V129L62 128ZM43 127H44V126H42V129H44V128L46 129V126H45L44 128H43ZM114 127H115V126H114ZM174 127H175V126H174ZM174 127H173V128H174ZM177 127H179V126L176 125L175 128H177ZM14 128H15V126H14ZM26 128H27V127H26ZM184 128H185V127H183V131H182L181 128H180V129L177 128L176 130H178V131L181 130V132H184V134H185V131H186V130H184ZM251 128H252V126L249 127L250 130H251ZM24 129H25V128H24ZM53 129H55V128H53ZM60 129H59L57 132L61 131L60 133L62 134V130H60ZM115 129H116V128H115ZM242 129H243V128H242ZM245 129H246V128H245ZM249 129H248V130H249ZM253 129H254V128H253ZM15 130H16V129H15ZM17 130H18V128H17ZM20 130H21V129H19V131H20ZM29 130L31 131V129H29ZM32 130H33V129H32ZM229 130H227V131L229 132ZM233 130H232V131H233ZM236 130H235V131H236ZM240 130H241V129H240ZM53 131H54V130H53ZM53 131H52V133H53ZM55 131H56V130H55ZM171 131H173V130H171ZM171 131H170V130H168L167 132L165 131V132H166V135H167V133H169V132H170V134H171ZM178 131H177V132H178ZM224 131L222 130V132H224ZM243 131L245 132V131H247V129H246V130L243 129ZM20 132H21V131H20ZM20 132H19V133H20ZM27 132H28V131H27ZM27 132H26V134L29 135ZM31 132H32V131H31ZM228 132H226V134H227ZM239 132H240V131L238 130L237 133H239ZM16 133H17V135H18V132H16ZM23 133H25V131H24ZM49 133H51V132L49 131ZM49 133H47V135H49ZM52 133H51V135H52ZM55 133H56V132H55ZM114 133H115V132H114ZM157 133H159V132L157 131ZM224 133H225V132H224ZM230 133H231L232 136H233V133H234V132H233V133L230 132ZM242 133H243V132H242V130H241V132L239 133L238 136H239V137L242 136ZM178 134H179V133H178ZM184 134L182 133V135H184ZM235 134H236V133H234V135H235ZM20 135H21V134H20ZM51 135H49V136L52 137ZM62 135L65 136V130H64V134H62ZM62 135H61V136H58L57 134H55L56 137L58 136V138H57L58 141H59L60 139H63V138H64V136H63V138H61ZM216 135H217V134H216ZM216 135H215V137L218 138V137H219V133H218L217 136H216ZM229 135H230V134H229ZM9 136H10V135H9ZM9 136H8V137H9ZM31 136H32V133H31L30 137H31ZM70 136H71V135H70ZM74 136H75V135H74ZM151 136H152V134H151ZM153 136H154V135H153ZM236 136H237V135H235V137H236ZM238 136H237V137H238ZM30 137H29V138H30ZM43 137H44V135H43ZM56 137L54 138L53 141H55ZM59 137H60V138H59ZM154 137H155V136H154ZM181 137H182V136H180V138H181ZM67 138H68V137H67ZM70 138H71V137H70ZM74 138H75V141H76V140H77V139H76L77 137L75 136ZM155 138H156V137H155ZM176 138H177V139H180V138H178V137H176ZM40 139H41V138H40ZM44 139L46 140V144L48 143V144L50 145V141H51V139H49V137H46V135H45ZM68 139H69V138H68ZM68 139H67V140H68ZM150 139H152V138H150ZM236 139H238V138H236ZM5 140H7V139L5 138ZM67 140H66V141H67ZM70 140H71V139H70ZM72 140H73V138H72ZM72 140H71V141H72ZM154 140H155V139H154ZM30 141H31V138H30ZM40 141H42V140H40ZM53 141H51V145H52V146H53V144H52ZM56 141H57V140H56ZM64 141H65V139H64L63 141H60V142H64ZM73 141H74V140H73ZM75 141H74V142H75ZM77 141H78V140H77ZM100 141H101V140H100ZM151 141H152V140H151ZM6 142H7V141H6ZM43 142H44V141H43ZM101 142H102V141H101ZM101 142H99V143L102 145V143H104V141H103L102 143H101ZM30 143H31V142H30ZM40 143H41V142H40ZM40 143H39V144H40ZM53 143H54V142H53ZM66 143L69 144V142H66ZM66 143H65V144H66ZM72 143H73V142H72ZM41 144H42V143H41ZM79 144H80V142H78V145H76V147H75V145H74V147L79 149V147H80ZM81 144H82V143H81ZM81 144H80V145H81ZM27 145H28V144H27ZM63 145H64V144H63ZM103 145H105V144H103ZM28 146L30 147V144H29ZM31 146H32V145H31ZM39 146H40V145H39ZM39 146H37V147H39ZM65 146H66V145H65ZM70 146H71V144H70ZM72 146H73V145H72ZM41 147H45V144H44V146H43V144H42ZM46 147H47V146H46ZM46 147H45L44 150H46L47 148H49V147H47V148H46ZM66 147H67V146H66ZM74 147H73V148H74ZM102 147H103V146H102ZM104 147H105V146H104ZM104 147H103V148H104ZM35 148H36V146H35ZM68 148H69V147H68ZM73 148H72V149H73ZM100 148H101V146H100ZM103 148H101V149H103ZM31 149H32V148H31ZM72 149H70V151H71ZM78 149H77V150H78ZM101 149H100V150H101ZM33 150H34V149H33ZM38 150H40V148H39ZM38 150L35 149V151H37V152H38ZM41 150H42V149H41ZM41 150H40V151H41ZM65 150H67V148L65 149V147H64V150H63V151H64V153H65V155H66V152L69 153V151H65ZM35 151H34V152H35ZM42 151H43V150H42ZM42 151H41V153H40L42 156H39V155H37V156H39V157H43V154H44V153H46V152H50V151H51V147H50V151H47V150H46L45 152L43 151V152H44L43 154H42ZM72 151H73V150H72ZM155 151H156V150H155ZM73 152H74V151H73ZM75 152H78V151L75 150ZM38 153H39V152H38ZM70 154H71V153H70ZM70 154H69V156H70ZM74 154H76V153H74ZM173 154H175V153H173ZM173 154H171L172 157L174 156ZM176 154H177V153H176ZM46 155H47V154H45V156H46ZM65 155H64V156H65ZM71 155H73V154H71ZM77 155H78V156H77ZM138 155H139V154H138ZM138 155L135 154L134 156L137 157ZM58 156L63 157V154H62V156H61L60 154H59ZM69 156H68V158H69ZM75 156H76V157H79V156H80V155H79V152H78V154H76ZM140 156H141V155H140ZM140 156L138 157L139 159H140ZM171 156H170L169 158H171ZM175 156H176L175 159L178 158L177 155H175ZM60 157H59V158H60ZM71 157H72V156H71ZM46 158H47V157H46ZM80 158H81V157H80ZM173 158H174V157H173ZM60 159L62 160V158H60ZM65 159H67L66 156L64 157V160H65ZM167 159H168V157H167ZM78 160H80V159H78ZM78 160H77V161H78ZM140 160H141V159H140ZM169 160H170V159H169ZM169 160H168V162H169ZM172 160H173V159H172ZM172 160H171L170 162H172ZM138 161H139V160H138ZM173 161H174V160H173ZM75 162H76V161H75V159H74V163H75ZM236 164H237L236 167H239V168H240V166H241L240 163H236ZM236 164H235V165H236ZM238 164H239L240 166H239ZM234 167H235V166H234ZM236 167H235V168H236ZM66 168H67V167H66ZM64 169H65V168H64ZM47 170H48V169H47ZM47 170H46V171H47ZM65 170H66V169H65ZM65 170H64V171H65ZM68 170H69V169H68ZM68 170H67L66 172H64L65 175H67V178H69L68 176H69V174H70V173H69V174L67 173V172H69ZM233 170H234V169H233ZM236 170H237V169H236ZM236 170H234V171L236 172ZM49 172H50V171H49ZM49 172H47V173H45V174L48 175V176H49V175L51 176V174H49ZM50 173H51V172H50ZM50 176H49V177H50ZM207 177H209V175H208ZM67 178H66V179H67ZM118 183H119V182H118ZM118 183H117V184H118ZM120 184H123V183L121 182ZM120 184H119V185H116V189H117V187L119 186V187H118V190H119V188L121 187ZM125 186H126V185L123 184V186L121 187V189H122V188H124V189L119 190V191H118V190H114V189H113V186H111V187H112V190L115 191V192L113 193L114 196H115L116 191H117V195H118V196H120L119 194H121V192H124V193L126 194L127 192H125V191H128V188L125 187ZM111 187H110V188H109V187L106 188V186H105V188H106V189H109V190L111 189ZM103 189H104V188H102V191H103ZM126 189H127V190H126ZM109 190H108V194H107V195H109V192H111V193L113 192L112 190H111V191H109ZM123 190H125V191H123ZM120 191H121V192H120ZM105 192H107V190H106ZM128 193L131 194L129 191H128ZM219 193L221 194V192H219ZM219 193H216V195H217V194L219 195ZM103 194H104V193H103ZM113 194H112V195H113ZM122 194H123V193H122ZM122 194H121V195H122ZM125 194H123L125 197H124V196H122V197L120 196V197H119V200H120V198H121V199L127 201V200H129V199L131 198V195L126 194V195H128V196H126ZM105 195H106V193H105ZM117 195H116V196H117ZM114 196H113L112 198H114ZM116 196H115V198L117 199L118 196H117V197H116ZM129 196H130V198H129ZM110 197H111V196H110ZM127 197H128L129 199H128ZM2 198H3V197H2ZM5 198H6V197H5ZM5 198H3L2 200L0 199V201H4ZM115 198H114V201L116 200ZM6 199H7V198H6ZM6 199H5V201H6ZM8 200H9V199H8ZM123 200H122V202H123ZM79 201L81 202V198H80V197H79L78 202H79ZM117 201H118V200H117ZM117 201H115V202H117ZM20 202H21V201H20ZM20 202H18V203H20ZM80 202H79V204H80ZM115 202H113V203L115 204ZM122 202H121V203H122ZM18 203H16V206H17ZM24 203H25V202H24ZM24 203H23V204L20 203V204L17 206V207H18L17 209H16V207L14 208V207H11V206H10V210L12 211L13 208H14V210H18V209H21V210H22V208H25V207H23V206H24ZM43 203H45V202H43ZM0 204H1V202H0ZM7 204H8V203L3 202V205H4V206H7ZM9 204H12V203L9 202ZM46 204H47V203H46ZM119 204H120V201H119ZM77 205H78V204H77ZM106 205H107V204H106ZM0 206H1V205H0ZM14 206H15V205H14ZM25 206H26V205H25ZM46 206H47V205H46ZM46 206L43 204V206H41V207H46ZM75 206H76V205H75ZM108 206H110V205L108 204ZM108 206H107V209H108ZM205 206H207V205H205ZM211 206H212V204H211ZM211 206H210V207H211ZM78 207H79V205H78ZM213 207H214V206H212V208L210 209L211 211H213V209H215V207H214V208H213ZM5 208H6V207H5ZM11 208H12V209H11ZM38 208H40V207H38ZM46 208H47V207H46ZM46 208H44V209H46ZM75 208H77V206L74 207V210H77V209H75ZM105 208H106V207H105ZM208 208H209V205H208ZM1 209H2V207H1ZM6 209H8V208H6ZM6 209L3 208V210H6ZM107 209H106V210H107ZM3 210H1V211L3 212ZM21 210H20V211H21ZM40 210H41V208H40ZM74 210H73V211H74ZM78 210H80V208H79ZM78 210H77V211H78ZM108 210H109V209H108ZM205 210H206V209H204V211H205ZM207 210H208V209H207ZM207 210H206V213H207ZM46 211H47V210H46ZM4 212H6V211H4ZM21 212H23V211H21ZM108 212H109V211H108ZM112 212H114V211L112 210ZM112 212H111V213H112ZM8 213H9V211H8ZM8 213H7V214H8ZM10 213H12V212H10ZM46 213H47V212H46ZM75 213H76V211H75ZM75 213H74V214H75ZM77 214H78V212H77ZM77 214H76L75 216L79 217ZM4 215H5V213H4ZM211 215H212V213H211ZM211 215H210V216H211ZM6 216H8V215H6ZM208 216H209V213H208ZM8 217H9V216H8ZM85 217L87 218L88 215L85 216ZM85 217H84V219H86ZM213 217H214V216H213ZM211 218H212V216L209 218L211 221L214 220V218H212V219H211ZM8 219H9V218H8ZM76 219H77V218H76ZM81 219H83V216L81 217ZM6 220H7V217H6ZM9 220H10V219H9ZM9 220H7V222H6V221H5V222H6V223H9V222H10ZM87 220H88V219H87ZM78 221H80V220H78ZM214 221H215V220H214ZM214 221H212L213 223H211V224H214ZM86 222H87V221H86ZM85 224L88 225V223H85ZM87 225H84V226L86 227ZM89 225H90V224H89ZM90 226H91V225H90ZM90 226H89V227H88V226L86 227L87 231H89ZM212 226H214V225H212ZM212 226H209V227H212ZM78 227H79V226H78ZM80 227L82 228V226H80ZM85 227H83V228H85ZM98 227H101V226H98ZM98 227L96 228V227H92V226H91V230H94L95 228L98 229ZM83 228H82V229H83ZM92 228H94V229H92ZM212 228H213V227H212ZM212 228H211V229H208V230H210V233H211V230H212V231H215V230H216L215 232H218L217 229L214 228V230H213ZM82 231H84V230H81V232H82ZM98 231H99V230H98ZM77 232H79V231H77ZM105 232H106V231H105ZM215 232L212 233V234L215 235V234H216ZM102 233H103V232H102ZM219 233H220V232H219ZM96 234L101 235V234H99V233H96ZM103 234H104V233H103ZM104 235H106V236L109 235V236H110V234H107V232H106V234H104ZM218 235H220V234H218ZM218 235L216 234V235H215L216 237L214 236V239L217 238V241H216V240H215V241H216V243L218 242V244L221 246V242L223 243V241H222L221 239H219V240H220V243H219V241H218V237H220V236H218ZM114 236H115V235L112 234V236L109 237V239L107 238L106 240H109V241H111V242H115V238H114ZM98 237H101V238H100L101 240H100L99 238H98V239L102 242V237H103V235L98 236ZM95 238H96V237H95ZM137 238H138V237H137ZM137 238H134V239H136V242L138 243ZM220 238H221V237H220ZM117 239H118V238H116V240H117ZM138 239H139V238H138ZM104 240H105V236H104ZM106 240L103 241V243L105 242V244H106V243H107ZM139 241H140V240H139ZM111 242H109V245H111V244H110ZM116 242H117V241H116ZM116 242H115V243H116ZM132 242H133V241H132ZM134 242H135V241H134ZM136 242H135V243H136ZM79 243H80V244H81V243L83 244V242H79ZM135 243H134V244L132 243V244L135 246ZM137 243H136V245H137ZM77 244H78V243H77ZM80 244H78V245L80 246ZM105 244H104V245H105ZM107 244H108V243H107ZM113 244H114V243H113ZM113 244H112V245H113ZM116 244L118 245L119 243H116ZM106 246H107V245H106ZM215 247H216V246H215ZM103 248H105V246H104ZM213 249L215 250L216 248H213ZM213 249H212V250H213ZM120 252H121V253H117V252H116L115 255H116V256L119 255L118 257H123L124 254L126 253V252H124L123 250H121ZM4 254H5V253H3V256H4ZM121 254H122L123 256H121ZM125 255H126V254H125ZM0 256H1V255H0ZM3 256H2V257H3ZM6 256H8V255H5L4 257H6ZM2 257H1V258H2ZM4 257H3V259H5ZM124 257H125V256H124ZM8 259H9V256H8ZM25 259H27V258H25ZM25 259H24V260H25ZM30 259H31V258L25 260L24 263H22V264H31V263H32V260L30 261ZM6 260H7V257H6ZM220 260L224 261L223 258L220 259ZM220 260H219V261H220ZM22 261H23V260H22ZM30 262H31V263H30ZM134 262H135V261H134ZM225 262H226V261H224V264H225ZM227 263H228V262H227ZM81 264H82V263H81ZM83 264H84V263H83Z\"/></svg>", "mask_w": 264, "mask_h": 264}]
</instances>
